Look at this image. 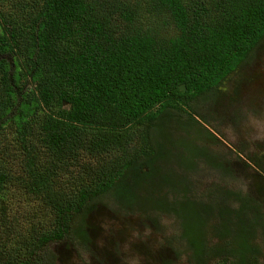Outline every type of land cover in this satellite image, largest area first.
I'll return each instance as SVG.
<instances>
[{
    "label": "trees",
    "instance_id": "1",
    "mask_svg": "<svg viewBox=\"0 0 264 264\" xmlns=\"http://www.w3.org/2000/svg\"><path fill=\"white\" fill-rule=\"evenodd\" d=\"M253 52L264 84V0H0V264H54L55 243L90 252L101 200L157 229L173 221L160 264H264V149L249 159L260 189L229 187L242 164L195 109L240 103L223 81ZM254 101L260 112L264 94ZM195 125L201 147L184 143L144 191L157 128ZM204 170L224 182L200 192Z\"/></svg>",
    "mask_w": 264,
    "mask_h": 264
},
{
    "label": "rangeland",
    "instance_id": "2",
    "mask_svg": "<svg viewBox=\"0 0 264 264\" xmlns=\"http://www.w3.org/2000/svg\"><path fill=\"white\" fill-rule=\"evenodd\" d=\"M254 55L255 52H253L251 60L245 61L236 73L223 81L222 87L224 86V90L228 93L232 92L236 86H238V91L242 90L239 98L241 104L234 103L228 107V112H224L221 107L226 106L225 102L222 105L221 103L212 105L210 101L204 99L197 101L195 107L203 116L210 117L214 123L213 127L207 121V124L202 122L200 116L197 117L198 121L200 120L203 126L217 137L218 144H215L213 148L219 149L225 158L228 157V163L242 164V168L235 166L236 180L230 179L229 187L251 194H255L254 190L260 189L257 188L259 185L256 186V182L260 180L255 171L257 168L255 163L249 159H253L255 153H260L264 149V108L260 112H255L254 101L255 95L264 94L262 92V90L264 91V84L263 82L259 83L258 75H255L257 65ZM257 60L259 65L264 66L262 60L258 58ZM261 66L257 68L260 72L262 71ZM236 109L238 112L232 113ZM213 113L222 119L214 118ZM173 126H175L174 123L169 125L171 131L174 130ZM166 129L158 127L153 136V140L157 143L158 158L154 162L157 168L150 170L149 177L145 176V180L140 185L144 191L149 189L151 192L149 183L159 181L163 172L172 171V167L175 165V157L184 148V143L186 146L201 147V144L194 139V134L198 131L196 125L193 128L180 129L179 136L174 132L173 134L167 132L170 130ZM180 136L182 138L177 139ZM231 149H239L238 154L231 152ZM244 164L249 167H245ZM180 170L182 173L181 167ZM203 175L202 178L205 177L206 179L201 181L202 185L198 183L199 180L196 176L191 175L200 192L205 185L206 189L211 190L213 183L221 184L224 182L223 176L217 171L204 170ZM133 215L130 216L122 208H116L113 204H107L101 200L87 219L86 227L89 236L92 238V242L89 244L90 252H85L82 247L78 248L76 243L71 244L69 248L65 247V243H55L45 248V253L48 254L50 251L55 253L54 264H160L156 257L162 251L161 245H159V239L162 237H159L156 232L159 231L163 236L176 233V228L173 229V221L163 217V222L157 229L148 221L145 222L136 217L138 215ZM25 226L24 234L28 236L32 227L26 224ZM162 229L164 234L161 233ZM151 254L153 257H150Z\"/></svg>",
    "mask_w": 264,
    "mask_h": 264
},
{
    "label": "flooded vegetation",
    "instance_id": "3",
    "mask_svg": "<svg viewBox=\"0 0 264 264\" xmlns=\"http://www.w3.org/2000/svg\"><path fill=\"white\" fill-rule=\"evenodd\" d=\"M259 83H262V81H259ZM202 176H204V175H202ZM202 176L200 177V179L201 180H204V179H206L205 177L204 178H202ZM137 217V216H136ZM145 222L147 221V220H144ZM149 222V221H148ZM150 223V222H149ZM157 234H159V237H162V235L160 234V232L159 231H157L156 232Z\"/></svg>",
    "mask_w": 264,
    "mask_h": 264
},
{
    "label": "water",
    "instance_id": "4",
    "mask_svg": "<svg viewBox=\"0 0 264 264\" xmlns=\"http://www.w3.org/2000/svg\"><path fill=\"white\" fill-rule=\"evenodd\" d=\"M179 87H180L183 91L186 90V86H185V84H180Z\"/></svg>",
    "mask_w": 264,
    "mask_h": 264
}]
</instances>
